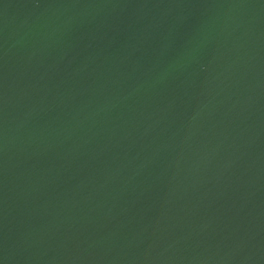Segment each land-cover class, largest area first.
I'll use <instances>...</instances> for the list:
<instances>
[{"label": "water", "instance_id": "water-1", "mask_svg": "<svg viewBox=\"0 0 264 264\" xmlns=\"http://www.w3.org/2000/svg\"><path fill=\"white\" fill-rule=\"evenodd\" d=\"M0 264H264V0H0Z\"/></svg>", "mask_w": 264, "mask_h": 264}]
</instances>
